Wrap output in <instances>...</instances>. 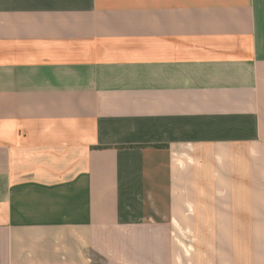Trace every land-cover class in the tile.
<instances>
[{
	"label": "crops",
	"instance_id": "crops-1",
	"mask_svg": "<svg viewBox=\"0 0 264 264\" xmlns=\"http://www.w3.org/2000/svg\"><path fill=\"white\" fill-rule=\"evenodd\" d=\"M0 264H264V0H0Z\"/></svg>",
	"mask_w": 264,
	"mask_h": 264
}]
</instances>
